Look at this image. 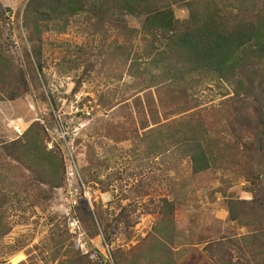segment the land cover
<instances>
[{"label":"rangeland","instance_id":"1","mask_svg":"<svg viewBox=\"0 0 264 264\" xmlns=\"http://www.w3.org/2000/svg\"><path fill=\"white\" fill-rule=\"evenodd\" d=\"M29 1L0 0L8 10L3 43L28 82L22 97L0 102V178H7L0 189L19 196V201L14 199L3 210L11 229L0 236V263L61 264L67 256L65 248L58 254L60 230L92 262L116 264L117 257L119 262L121 256L131 258L133 249L153 232L165 198L175 204L172 250L176 264H217L208 253L209 245L253 230L229 220V201L247 208L264 203V152L258 156L255 151L254 125L239 123L237 104L213 85L189 88L186 96L163 86H145L141 79L133 81L120 59L106 53L118 29L99 26L86 15L73 19L67 33H42L38 39L24 26ZM165 1L178 21L188 20L185 0ZM142 22L141 18L126 19L128 28L136 30ZM124 39L132 41L133 52L144 53L146 42L139 35ZM34 46H41L42 72L33 57ZM85 108L94 109L91 118L84 116ZM156 111L169 121L200 115L198 121L208 130L205 146L214 161L210 170L194 174L191 160L180 159L173 150L158 157L145 150L142 138L149 133L147 124L153 127ZM35 122L48 134V149L62 154L60 131L76 128L69 143L75 146L77 168L73 174L67 171L61 189L53 191L37 182L31 187L34 176L4 155L2 147L20 138L15 128L23 130ZM83 187L91 194L90 211L83 205L80 190L74 195ZM120 214L125 221L117 224ZM109 225L111 244L104 234ZM50 239L55 240V249ZM236 254L233 264L240 262Z\"/></svg>","mask_w":264,"mask_h":264},{"label":"trees","instance_id":"2","mask_svg":"<svg viewBox=\"0 0 264 264\" xmlns=\"http://www.w3.org/2000/svg\"><path fill=\"white\" fill-rule=\"evenodd\" d=\"M185 2L189 18L180 22L165 0H30L25 10L24 26L28 32L32 30L38 39L42 33H67L73 19L81 15L93 18L98 25L116 27L117 37L108 44L106 53L116 61L120 59L121 67L127 68V76L133 81L143 80L145 86L155 89L163 86L170 92L177 91L186 96L189 88L200 85L217 87L229 101L237 104L236 120L241 124L254 125V147L259 156L264 152V0ZM7 11L0 3V102L7 97L18 99L28 91L22 67L3 43ZM127 17L141 18V29L128 28ZM136 35L146 42L141 56L133 52L132 41L124 39ZM120 39L125 42L121 43ZM32 50L42 72L41 46H34ZM27 56L28 61L33 63L30 55ZM153 115V127L147 124L149 133L142 138L150 155L158 157L173 150L180 159L191 160L194 174L211 169L214 161L205 146L208 130L198 121V113L178 121H169L160 111ZM47 140L45 128L35 122L22 137L2 149L4 155L18 165L17 168L25 169L34 176L31 187L37 182L54 191L63 188L67 169L64 154L59 149H48ZM12 163L8 164L10 168ZM5 170L9 168L6 166ZM5 180V176L0 178V185ZM79 190L83 205L90 211L82 189ZM103 190L107 191V187ZM13 195L0 189V236H6L11 229L3 210L14 199L19 201V196ZM162 204L153 232L133 249L131 258L121 256L122 261L119 262L117 257L116 264H143V261L176 264L172 250L177 230L175 204L165 198ZM237 204L234 200L229 201V220L253 230L244 237L209 245L208 253L217 264H233V252L240 257L238 264H264V203L258 201V205L251 208ZM95 215L101 224L97 212ZM120 215L115 221L117 224L125 221L123 214ZM110 227L112 225L104 229L107 244L112 243ZM57 235L58 254L65 248L67 256L61 264H98L92 262L89 256H83L69 242L68 233L59 230ZM54 241L50 239L51 247L55 249Z\"/></svg>","mask_w":264,"mask_h":264},{"label":"built area","instance_id":"3","mask_svg":"<svg viewBox=\"0 0 264 264\" xmlns=\"http://www.w3.org/2000/svg\"><path fill=\"white\" fill-rule=\"evenodd\" d=\"M93 108H85L83 111V114L86 118H91L93 116ZM70 127L69 129H67L68 131L64 132L63 129L60 131V139L63 142L62 145V149H63V153H64V160H65V164H66V169L67 171L70 169L72 174H73V170L76 171V161H75V146L73 144H70L69 141L71 140V138L76 134V128H72ZM27 129V127H26ZM20 130L19 128H15V131L18 133L17 136L18 137H22L23 134L25 133V130ZM76 136V135H75ZM65 145V148H64ZM78 174V172H76V175ZM78 182H80L78 180ZM75 196H77V193L79 192L78 189L75 190ZM83 193H84V197L87 199L88 203L91 205L92 207V202H91V194L89 191L85 190V188L83 187ZM74 205H77V202H74ZM0 264H12L10 262H6V263H0Z\"/></svg>","mask_w":264,"mask_h":264}]
</instances>
